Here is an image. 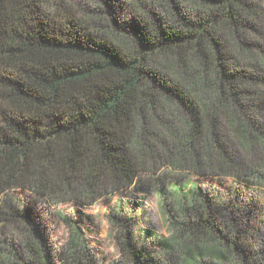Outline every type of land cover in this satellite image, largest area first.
Segmentation results:
<instances>
[{
  "label": "trees",
  "instance_id": "16d2710c",
  "mask_svg": "<svg viewBox=\"0 0 264 264\" xmlns=\"http://www.w3.org/2000/svg\"><path fill=\"white\" fill-rule=\"evenodd\" d=\"M169 174L234 182L162 196L157 252L116 204L111 264H264V0H0V264H58L37 199ZM69 225L64 264H98Z\"/></svg>",
  "mask_w": 264,
  "mask_h": 264
},
{
  "label": "rangeland",
  "instance_id": "374dc122",
  "mask_svg": "<svg viewBox=\"0 0 264 264\" xmlns=\"http://www.w3.org/2000/svg\"><path fill=\"white\" fill-rule=\"evenodd\" d=\"M165 171L166 168H163L160 173ZM161 179H166L165 185L159 180L155 185L149 183L144 187L131 186L101 198L90 206L77 202L55 206L45 199H34L37 222L56 256V262L64 264L61 252L70 238L69 222L78 226L88 243L89 251L98 264H111L118 259L120 252L115 242L114 231L108 222L110 210L118 203H122L123 207L132 214L134 221L132 230L135 238L146 242L148 250L157 252V238L168 237L169 228L168 214L162 203V196L173 199V195L169 193L173 191V187L179 190V194H185L192 182H199L207 189L221 191H225L234 182L233 178H201L192 174H186L182 178L176 177L174 181L173 175L170 174ZM11 193L25 200L33 199L32 195L24 189L13 190ZM247 196H253L260 201V204H264L262 192L259 194L249 192ZM256 218L258 216L254 219ZM11 231L6 227L0 228V239H9L12 236Z\"/></svg>",
  "mask_w": 264,
  "mask_h": 264
}]
</instances>
